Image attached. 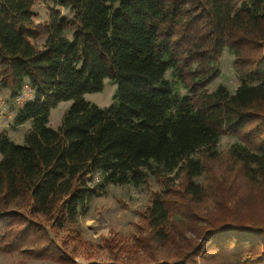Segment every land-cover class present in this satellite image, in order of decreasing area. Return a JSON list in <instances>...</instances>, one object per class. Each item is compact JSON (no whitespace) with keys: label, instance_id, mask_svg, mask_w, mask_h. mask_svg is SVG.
Instances as JSON below:
<instances>
[{"label":"trees","instance_id":"obj_1","mask_svg":"<svg viewBox=\"0 0 264 264\" xmlns=\"http://www.w3.org/2000/svg\"><path fill=\"white\" fill-rule=\"evenodd\" d=\"M224 48L239 85L208 91ZM105 78L117 89L101 109L83 97ZM0 85L34 95L13 119L31 123L23 143L0 133V255L75 264L59 231L98 191L140 186L150 171L162 189L134 234L105 239L108 259L90 264H264V0H0ZM225 134L244 190L228 187L231 203L223 176L197 180L215 179Z\"/></svg>","mask_w":264,"mask_h":264},{"label":"rangeland","instance_id":"obj_2","mask_svg":"<svg viewBox=\"0 0 264 264\" xmlns=\"http://www.w3.org/2000/svg\"><path fill=\"white\" fill-rule=\"evenodd\" d=\"M36 22H47L49 13L45 5L36 3L33 7ZM36 45H41L43 39L33 41ZM233 56L227 48H224L220 58L217 61L218 69L217 77L208 84V91H213L218 86H225L229 92H232L239 82L235 77L233 68ZM117 85L110 78L103 80V87L100 91L87 93L83 99L86 102L95 104L101 109H105L113 102ZM72 102H60L49 115L48 126L56 129L62 120L63 115L70 109ZM4 106V111L0 113V133H5L15 144H22L25 133L31 127L30 122H25L20 126H15L12 120V113L17 106L14 99L9 97L6 88L0 85V108ZM2 109H0V112ZM237 143L235 136L225 134L216 143L215 148L219 154V161L212 165V172L209 173L215 179H207L206 173L198 178L200 182L208 186L216 176H223L225 185H223V199L230 203L233 201L232 193L228 190L233 189V193L244 192L243 180L238 179V184L233 185L230 181L233 173L230 163L227 159V152ZM216 175V176H215ZM170 178H175L174 174ZM167 178V176H165ZM97 179L90 181V185ZM177 182V179L173 180ZM162 189V183L159 177L148 171L146 182L140 186L132 185L114 186L108 185L103 191H98L89 200L85 211H83L77 219V223L73 226H66L59 231V236L55 238V244L60 247L61 239L64 235L70 234L73 240L65 241L67 246V255L73 259L75 264L102 263L108 259L106 248H97L102 246L105 239L111 237L126 240L130 239L134 234L136 225L139 223L141 213L144 211L149 202V194ZM210 201V200H209ZM208 201V202H209ZM69 230V231H68ZM72 231V232H70ZM55 264L49 261L25 260L19 256L0 255V264Z\"/></svg>","mask_w":264,"mask_h":264},{"label":"built area","instance_id":"obj_3","mask_svg":"<svg viewBox=\"0 0 264 264\" xmlns=\"http://www.w3.org/2000/svg\"><path fill=\"white\" fill-rule=\"evenodd\" d=\"M33 98H34V95L32 91L30 90V88L28 87V85H24L22 89L20 90V92L18 93V95L14 98V101L17 105L15 107V110L19 109L23 105L24 102H26L27 100H31ZM0 109H2V111L0 112L2 114L4 111V106H2Z\"/></svg>","mask_w":264,"mask_h":264},{"label":"crops","instance_id":"obj_4","mask_svg":"<svg viewBox=\"0 0 264 264\" xmlns=\"http://www.w3.org/2000/svg\"><path fill=\"white\" fill-rule=\"evenodd\" d=\"M17 110V109H16ZM16 110H14V112L12 113L13 115H12V120L14 119V116H15V112H16Z\"/></svg>","mask_w":264,"mask_h":264}]
</instances>
